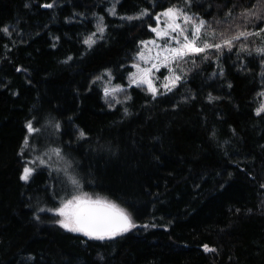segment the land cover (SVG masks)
<instances>
[{
    "label": "trees",
    "instance_id": "obj_1",
    "mask_svg": "<svg viewBox=\"0 0 264 264\" xmlns=\"http://www.w3.org/2000/svg\"><path fill=\"white\" fill-rule=\"evenodd\" d=\"M47 2L0 0V27L12 32L0 33V264H264V117L254 114L264 80L256 60L226 54L219 64L189 66L174 93L152 100L128 89L132 99L112 110L92 80L110 69L126 86L138 42L151 33L106 9L115 3L118 15H133L152 8L150 0L40 7ZM224 2L196 0L192 10L211 20L207 12ZM169 3L157 0L155 11ZM99 15L106 38L86 51L81 40ZM209 94L219 99L209 103ZM34 115L43 125L60 122L59 145L83 190L126 207L138 227L94 241L38 212L72 189L63 173L45 169L29 184L19 180L17 153ZM78 129L88 139L78 140Z\"/></svg>",
    "mask_w": 264,
    "mask_h": 264
},
{
    "label": "snow or ice",
    "instance_id": "obj_2",
    "mask_svg": "<svg viewBox=\"0 0 264 264\" xmlns=\"http://www.w3.org/2000/svg\"><path fill=\"white\" fill-rule=\"evenodd\" d=\"M150 3L152 8H143L133 15H118L115 3L106 9L108 15L122 21H141L151 33L150 38L138 42L127 73L126 86L113 83L116 77L110 69H105L92 80L93 85H101L104 102L110 109L115 110V105L130 101L132 97L127 94V90L132 88L139 89L152 100L168 96L186 83V78L192 70L189 66L197 67L200 63L209 61L219 64L221 57L226 54H235L238 59L244 54L245 59L256 60L262 69L259 74L264 80V0H226L223 9L207 12L208 16H212L211 20L192 10L196 0H170L167 6H160V11H155L157 0H150ZM55 6L57 0L40 5L44 9H52ZM25 7L29 5L26 4ZM200 7L203 8L202 5ZM108 27L104 15L96 16L94 30L88 32L81 40L86 51H91L100 41L105 40ZM0 33L10 39L12 37L9 27H0ZM55 39L59 40V37ZM72 59V56H68L62 63L67 64ZM220 75H223V72ZM121 93L125 94L123 100L120 99ZM207 99L212 103L219 97L209 94ZM257 99L259 103L254 109V114L264 117V90L257 93ZM124 113H128L127 108H124ZM48 126L53 127L56 132L62 130L58 120H49ZM24 127L26 134L17 153L21 167L19 180L29 184L41 169H45L49 175L53 172L63 173L67 185L72 189L52 207H41L38 212L51 213V216L56 218L54 223L61 229L94 241L114 240L138 227L126 207L107 197L94 196L83 190V185L74 174L72 162L67 159L64 147L57 145L41 153L38 144L45 125L41 124L38 115L29 119ZM212 137H215V132ZM77 139H88L87 133L78 129ZM71 143L69 140L68 145ZM259 187L264 189V183ZM57 195L53 193V198ZM35 218L41 219L39 215ZM143 227L148 228L149 225ZM203 247L206 252L216 251L207 244Z\"/></svg>",
    "mask_w": 264,
    "mask_h": 264
},
{
    "label": "rangeland",
    "instance_id": "obj_3",
    "mask_svg": "<svg viewBox=\"0 0 264 264\" xmlns=\"http://www.w3.org/2000/svg\"><path fill=\"white\" fill-rule=\"evenodd\" d=\"M120 99L123 100L124 98L120 96ZM116 106L117 105H115V107ZM44 125L45 127L42 129L43 135L41 136L40 143L38 144V147L41 153H43L44 151H47L51 147H55L59 145V139H58L59 132H56V130L53 127L48 126V123H45Z\"/></svg>",
    "mask_w": 264,
    "mask_h": 264
}]
</instances>
